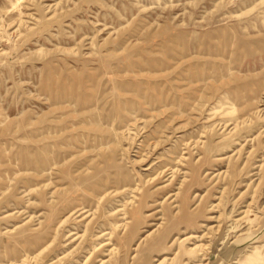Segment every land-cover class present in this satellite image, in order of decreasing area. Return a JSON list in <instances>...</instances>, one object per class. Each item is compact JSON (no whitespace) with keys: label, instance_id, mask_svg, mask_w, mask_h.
Wrapping results in <instances>:
<instances>
[{"label":"rangeland","instance_id":"obj_1","mask_svg":"<svg viewBox=\"0 0 264 264\" xmlns=\"http://www.w3.org/2000/svg\"><path fill=\"white\" fill-rule=\"evenodd\" d=\"M0 264H264V0H0Z\"/></svg>","mask_w":264,"mask_h":264}]
</instances>
